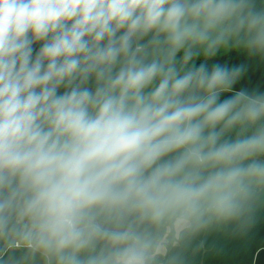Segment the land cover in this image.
Here are the masks:
<instances>
[{"label":"clouds","instance_id":"1","mask_svg":"<svg viewBox=\"0 0 264 264\" xmlns=\"http://www.w3.org/2000/svg\"><path fill=\"white\" fill-rule=\"evenodd\" d=\"M230 43L264 56V8L0 0V239L48 264H156L153 230L244 216L264 188V91L236 87Z\"/></svg>","mask_w":264,"mask_h":264},{"label":"trees","instance_id":"2","mask_svg":"<svg viewBox=\"0 0 264 264\" xmlns=\"http://www.w3.org/2000/svg\"><path fill=\"white\" fill-rule=\"evenodd\" d=\"M250 2L257 9L264 8V0ZM233 46L230 43L226 54L218 53L217 60L229 65L247 64L248 72L236 87L264 91V56L231 53ZM225 98L221 96V100ZM167 229L153 230L160 238L165 236L167 251L157 259L160 264H264V188L256 191L249 211L239 219L206 217L202 227L185 228L178 239ZM15 242L21 241L10 236L0 239V253Z\"/></svg>","mask_w":264,"mask_h":264},{"label":"rangeland","instance_id":"3","mask_svg":"<svg viewBox=\"0 0 264 264\" xmlns=\"http://www.w3.org/2000/svg\"><path fill=\"white\" fill-rule=\"evenodd\" d=\"M161 239L165 243V236ZM18 244L23 245L22 242H19ZM159 257L160 256H158L157 259ZM159 261L160 260H157L156 263L160 264L158 263ZM0 264H47V261L40 253L32 254L24 246H10L6 248L2 254L0 253Z\"/></svg>","mask_w":264,"mask_h":264},{"label":"built area","instance_id":"4","mask_svg":"<svg viewBox=\"0 0 264 264\" xmlns=\"http://www.w3.org/2000/svg\"><path fill=\"white\" fill-rule=\"evenodd\" d=\"M19 242H15L13 243V245H8L6 248L10 247V246H14V247H19V246H23V245H19Z\"/></svg>","mask_w":264,"mask_h":264}]
</instances>
